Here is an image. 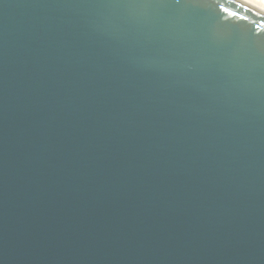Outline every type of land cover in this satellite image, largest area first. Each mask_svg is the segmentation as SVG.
I'll return each mask as SVG.
<instances>
[{
  "label": "water",
  "instance_id": "obj_1",
  "mask_svg": "<svg viewBox=\"0 0 264 264\" xmlns=\"http://www.w3.org/2000/svg\"><path fill=\"white\" fill-rule=\"evenodd\" d=\"M0 264H264V9L0 0Z\"/></svg>",
  "mask_w": 264,
  "mask_h": 264
},
{
  "label": "bare ground",
  "instance_id": "obj_2",
  "mask_svg": "<svg viewBox=\"0 0 264 264\" xmlns=\"http://www.w3.org/2000/svg\"><path fill=\"white\" fill-rule=\"evenodd\" d=\"M264 9V0H247Z\"/></svg>",
  "mask_w": 264,
  "mask_h": 264
},
{
  "label": "snow or ice",
  "instance_id": "obj_3",
  "mask_svg": "<svg viewBox=\"0 0 264 264\" xmlns=\"http://www.w3.org/2000/svg\"><path fill=\"white\" fill-rule=\"evenodd\" d=\"M233 15H235V13H233Z\"/></svg>",
  "mask_w": 264,
  "mask_h": 264
}]
</instances>
